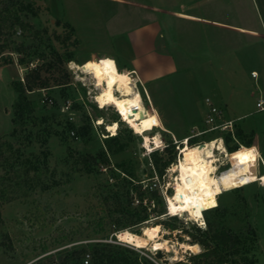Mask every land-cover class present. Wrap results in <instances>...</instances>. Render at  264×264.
<instances>
[{
  "label": "rangeland",
  "instance_id": "rangeland-1",
  "mask_svg": "<svg viewBox=\"0 0 264 264\" xmlns=\"http://www.w3.org/2000/svg\"><path fill=\"white\" fill-rule=\"evenodd\" d=\"M23 1L33 3L34 9L38 10V17L31 19V22L37 28L47 27L48 32L39 40L28 41L32 44L31 50L36 52L28 66L19 65L14 59L13 63L0 67V136L8 134L14 128L11 105L16 93L12 82L22 80L25 72L38 64H42L45 76H60L64 67L69 78L65 85H55L50 89L30 93L29 97L37 102V107L31 115L17 122L19 140L15 141L14 148H19L26 157L34 159L37 156L36 161L41 163L42 173L38 186L30 190L28 196L2 207L4 223L0 231V264H37L48 256L96 242L131 246L121 240L125 232L145 236L148 228L153 229L154 224H158L156 227L159 230L154 241L167 242L158 249H152L151 245L142 248L131 246L140 257L147 258L150 264H196L199 260L192 256L202 251V247L198 244L199 248H195L196 250H187L180 244L192 243V239L182 228L199 226L197 223L200 220H193L186 212L177 213L176 219L169 220L168 216L172 214L168 213L166 196L174 194L173 184L178 173L172 168L181 155L180 147H185L182 142L184 138H191L196 144L223 135L221 132L202 133L205 128L202 99L212 91V73L204 71L205 67L200 68V58L191 56L184 60L190 68L189 73L176 76L170 84L167 81L158 82L150 90L148 85L134 75L137 80L136 89L149 114L146 120L139 122L136 131L119 120V115L112 106H98L93 95H97L99 89L91 84H97V81L103 79L114 85H124L129 72L120 70L112 56L99 60L102 55L96 53L102 48L99 37L82 32V42L68 21L69 18L86 22L88 19L98 21L102 16L98 10L102 7L114 10L119 4L108 0ZM164 3L162 0V4ZM54 20H58L59 24ZM68 33H71V38L64 41ZM73 36L80 39L77 47L71 45ZM16 37L21 39L20 31ZM194 45L196 48L191 51L198 53L197 57H200V48ZM50 48L58 50L61 55L69 52L73 55L70 60L52 69L47 66L52 61ZM89 58L101 62L92 60L101 73L98 80L97 77L91 78L71 67V62L79 65ZM105 60H109L113 67H108L103 62ZM246 67L248 70L252 67L259 71L252 61ZM259 79V76L249 77L243 74L239 79H233L232 83L245 92L251 87L257 88ZM225 83H229L228 79ZM153 98H156L155 101ZM165 103L172 106L175 104L169 108L179 112L182 109L185 113L169 111ZM100 119L103 120L101 125L97 124ZM114 122L117 123V134L111 136L106 124ZM144 135L150 139L152 136L155 139L159 137L158 146L153 144L152 147H144ZM227 138L228 135L224 134L223 142L228 152L231 146L238 148L241 144L244 145L237 134L235 139ZM171 144L174 145L173 149L169 148L174 154L173 162L162 176H158L151 152L159 149L158 155L164 160L170 153L162 149ZM236 152L245 154L242 148ZM102 153L107 157V162L100 161L101 158L98 157L89 164L79 158L87 154L100 156ZM216 154L223 157L219 152ZM224 159L229 161L227 157ZM221 162L222 160L215 163ZM229 163L221 166L219 172L229 167ZM260 170L262 171V166ZM129 182L140 183L144 187L153 186L158 190L162 203L156 205L147 222L128 227V231H118L122 230L119 228L114 234L110 225L118 218L124 222L123 217L127 213L124 209L117 212L113 208L125 206ZM217 205L216 210L203 213L204 220L207 217L235 232L239 238V252L255 260V264H264V185L254 182L224 191L211 199L210 208ZM164 207L165 213L158 215L157 211ZM99 219L104 223L103 229L96 224ZM165 220L176 228L166 227L163 224ZM251 230L255 233L252 234ZM200 264L204 263L200 260Z\"/></svg>",
  "mask_w": 264,
  "mask_h": 264
},
{
  "label": "crops",
  "instance_id": "crops-1",
  "mask_svg": "<svg viewBox=\"0 0 264 264\" xmlns=\"http://www.w3.org/2000/svg\"><path fill=\"white\" fill-rule=\"evenodd\" d=\"M108 1L119 6L114 10L102 7L97 11L102 15L98 21L68 19L82 42V32L99 37L103 48L96 52L102 54L99 60L112 56L120 70H134L152 90L153 84H170L176 76L189 73L185 58H200V68L212 73V91L204 98L236 120L235 134L244 142L240 146L264 155V110L257 107L259 100L264 101V0ZM194 44L200 48V57L191 51ZM251 61L258 72L246 67ZM103 62L113 67L109 60ZM243 74L259 76V86L245 92L237 89L232 81ZM202 102L205 115L204 99ZM166 105L169 111L170 105L175 106ZM183 110L172 111L185 113Z\"/></svg>",
  "mask_w": 264,
  "mask_h": 264
},
{
  "label": "trees",
  "instance_id": "trees-1",
  "mask_svg": "<svg viewBox=\"0 0 264 264\" xmlns=\"http://www.w3.org/2000/svg\"><path fill=\"white\" fill-rule=\"evenodd\" d=\"M38 15V10L34 9L31 2L0 0V67L13 63L14 59L17 60L19 65L23 66H28L31 62V57L36 52L31 50L32 44L28 41L39 40L43 34L48 32L47 27L37 28L31 22V19L37 18ZM54 22L57 25L59 24L58 20H54ZM18 31H20L21 39L16 37ZM70 38L71 33H68L64 41ZM79 44L80 39L73 36L71 45L77 47ZM50 49L52 61H49L47 66L52 69L58 68L59 64L61 65L64 61L70 60L73 55L72 52L61 55L58 50ZM43 72L42 64H38L28 69L22 80L12 82V87L16 93L11 105L14 128L8 134L0 136V231L4 223L1 212L3 205L28 196V192L38 186L42 173L41 163L36 161L37 156L34 159L26 157L19 148H14L15 141L19 140L17 122L31 115L37 107V102L32 100L29 94L41 89H50L55 85H65L68 82L69 74L64 67L61 70L62 74L56 77L45 76ZM227 139L229 140V136ZM193 142L194 140L188 138L187 146L192 147L198 144ZM173 147V144L167 145L162 151H169V148L173 149ZM238 150L239 147H229L230 152L228 153L235 161L242 157L241 153L237 154L236 151ZM159 153V149H156L151 152V155L158 176H162L164 170L173 162L174 154L169 151L168 158L162 160V157L158 155ZM98 157L101 158L100 161L107 162V157L103 153L100 156L87 154L79 158L82 162L90 164ZM129 183L130 187L127 188L125 194L127 196L125 206L113 208L117 212L124 209L127 213L126 216L123 214L125 217H123L124 222H121V219L118 218L115 223L113 222L110 225L111 232L114 234L119 228H122V230L118 231H128L130 230L128 227L140 226L147 222L151 212L155 211L156 205L159 206L162 203L158 190L153 186L144 187L140 183ZM218 206L205 209L203 213L216 210ZM165 211L164 207L160 208L157 213L162 215ZM176 218L175 215L168 216L169 220ZM205 219L206 228L204 229L199 226H193L190 229L182 228V231L192 239V243H197L202 247V251L192 256L193 259L197 258L199 260L196 264H200V260L204 264H255V260L239 252V238L235 232L210 221L207 217ZM96 224L99 225L100 229H103L102 219H99ZM163 224L170 229L176 228L166 220ZM154 225L152 228L155 229L157 234L159 230L156 226L158 224ZM251 233L254 234L255 232L251 230ZM7 247L11 248L10 245ZM156 253L158 254L159 251ZM238 254L240 256L237 257ZM86 256H88L86 264H150L147 258L140 257L131 246L105 241L86 246H76L58 255L48 256L37 264H85Z\"/></svg>",
  "mask_w": 264,
  "mask_h": 264
},
{
  "label": "bare ground",
  "instance_id": "bare-ground-1",
  "mask_svg": "<svg viewBox=\"0 0 264 264\" xmlns=\"http://www.w3.org/2000/svg\"><path fill=\"white\" fill-rule=\"evenodd\" d=\"M71 67L91 78L95 79L97 77V80L101 78V73L91 60H86L79 65L72 64L71 62ZM128 72L130 74L125 79L124 85H114L103 79H100L101 82L100 80L97 81V84L91 82L93 86L99 89V93L93 95V99L101 108L112 106L118 115L122 116L121 121L138 131L139 122L146 120L149 114L138 89H136L135 84L137 80L134 77V73L136 72L134 70ZM104 86L105 90L103 91ZM97 124H103V120L100 119L97 121ZM116 127L117 123L115 122L106 124V129L111 133V136L117 134ZM143 140L144 146L147 147H152L153 144L158 146L157 143L160 142L159 137L155 139L152 136L150 139L147 135L143 136ZM183 143L185 147L180 149L181 155L172 168L173 171H177L178 173V177L173 184L174 194L166 196L169 213L186 212L193 220H201L203 218V211L211 207V199L220 193L254 182L264 185V171H259L260 157H264L261 153L255 152L245 146H239V150L242 148L245 154H242V157L235 161L231 158L220 137L211 138L192 147L187 146L185 138ZM216 152L223 154V157H219ZM224 157H227L229 161L226 162ZM220 160H222L220 164L215 163ZM228 162H230L229 167L219 172L221 166ZM156 237V232L148 228L145 236L125 232L121 236V240L136 248L149 247L151 245L152 249H158L167 240L154 241ZM180 245L187 250L199 248L197 243L184 242Z\"/></svg>",
  "mask_w": 264,
  "mask_h": 264
},
{
  "label": "built area",
  "instance_id": "built-area-1",
  "mask_svg": "<svg viewBox=\"0 0 264 264\" xmlns=\"http://www.w3.org/2000/svg\"><path fill=\"white\" fill-rule=\"evenodd\" d=\"M134 75L137 76L136 73H134ZM204 105L206 107L205 115L203 117V125L205 126V128L202 130V133L203 132H221V134H223L222 137H220L222 140L224 138V134L235 139V121L236 120L228 118L224 108L221 106H217V105L213 104L209 98H204ZM257 107L260 110H264V101L259 100L257 102ZM121 118H122V116L119 115L120 120H121ZM185 140L188 142V138H185ZM143 146H144V144H143ZM144 147H146V146H144ZM149 151H151V150H149ZM260 166H262V171H264V157H260V160H259V171L262 172L260 170ZM169 212L170 211L168 210V213ZM172 215H175V214L172 213ZM195 221H196V219H195ZM197 224L199 225V227L204 229L205 228L204 218H202L200 220V222ZM87 262H88V256H86V258L84 260L85 264Z\"/></svg>",
  "mask_w": 264,
  "mask_h": 264
}]
</instances>
